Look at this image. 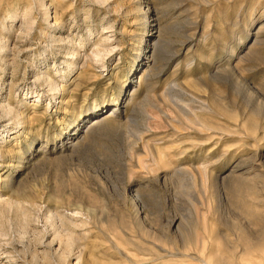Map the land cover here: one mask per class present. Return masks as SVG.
<instances>
[{"label":"rangeland","instance_id":"rangeland-1","mask_svg":"<svg viewBox=\"0 0 264 264\" xmlns=\"http://www.w3.org/2000/svg\"><path fill=\"white\" fill-rule=\"evenodd\" d=\"M0 233V264H264V0H0Z\"/></svg>","mask_w":264,"mask_h":264},{"label":"bare ground","instance_id":"bare-ground-1","mask_svg":"<svg viewBox=\"0 0 264 264\" xmlns=\"http://www.w3.org/2000/svg\"><path fill=\"white\" fill-rule=\"evenodd\" d=\"M8 113V112H7ZM7 115V114H6ZM95 123V122H94ZM0 235H2L1 233H0ZM60 236V235H59Z\"/></svg>","mask_w":264,"mask_h":264}]
</instances>
